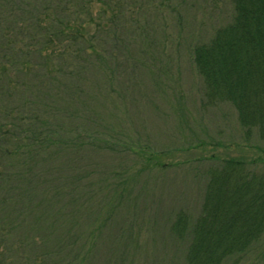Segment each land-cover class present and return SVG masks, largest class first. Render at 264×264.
Segmentation results:
<instances>
[{
    "label": "trees",
    "instance_id": "16d2710c",
    "mask_svg": "<svg viewBox=\"0 0 264 264\" xmlns=\"http://www.w3.org/2000/svg\"><path fill=\"white\" fill-rule=\"evenodd\" d=\"M141 5L0 0V264H238L254 250L264 264V0H232L191 48L202 108L228 104L243 143L193 163L112 122L161 70ZM186 165L196 189L176 180Z\"/></svg>",
    "mask_w": 264,
    "mask_h": 264
},
{
    "label": "rangeland",
    "instance_id": "374dc122",
    "mask_svg": "<svg viewBox=\"0 0 264 264\" xmlns=\"http://www.w3.org/2000/svg\"><path fill=\"white\" fill-rule=\"evenodd\" d=\"M138 1L148 12L145 22H151L152 28L149 27V33L155 34L156 37V44L152 49L158 54L157 67H161V70L159 75L146 70V73L141 75L142 83L130 92L131 98H134L131 99L133 103L130 112H126L124 108H111L114 113L112 122L117 131L127 132L123 137L125 140L132 142L140 140L142 144L147 143L159 150H171V156L182 161L191 162L195 157L207 156L213 152L221 156L238 154L243 143L239 142L241 132L236 125V113L228 104H221L210 112L202 108L200 82L191 62L192 46L210 39L218 26L226 24L231 19L232 0ZM172 2L179 6L171 7ZM173 8L179 13H173L171 11ZM93 10L96 12L97 7ZM158 77L160 80L157 82ZM108 112L111 114V111ZM196 135L208 138L215 144L218 142L229 144L232 139L237 143H232L228 147L222 144L215 147L214 144L197 147L194 145ZM137 145L139 146L138 143ZM126 152L131 159L126 166L141 164L134 157L133 153L136 151ZM116 157L118 162L121 157L119 155ZM164 160L168 161V158ZM187 166L176 169L175 172L179 173L176 180L180 181L181 188L196 189L201 181L198 182L191 175V170L188 171ZM194 169L197 172V168ZM174 175L170 174L169 177ZM145 180L146 175H143L140 183H144ZM97 182L99 185L103 184L102 180ZM158 182L160 178L156 173V184ZM151 232L156 233L153 226ZM164 245L166 244L162 243L159 246ZM238 264H260L258 251L248 253Z\"/></svg>",
    "mask_w": 264,
    "mask_h": 264
}]
</instances>
